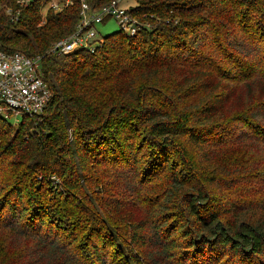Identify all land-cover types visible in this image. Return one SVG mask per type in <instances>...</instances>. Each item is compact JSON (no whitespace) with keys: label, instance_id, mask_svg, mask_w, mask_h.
I'll use <instances>...</instances> for the list:
<instances>
[{"label":"trees","instance_id":"16d2710c","mask_svg":"<svg viewBox=\"0 0 264 264\" xmlns=\"http://www.w3.org/2000/svg\"><path fill=\"white\" fill-rule=\"evenodd\" d=\"M135 1L136 35L59 56L80 1L0 0L19 12L0 9V47L42 57L53 93L18 129L0 116V264H264V203L245 193L264 151V0Z\"/></svg>","mask_w":264,"mask_h":264},{"label":"built area","instance_id":"2783aa9c","mask_svg":"<svg viewBox=\"0 0 264 264\" xmlns=\"http://www.w3.org/2000/svg\"><path fill=\"white\" fill-rule=\"evenodd\" d=\"M34 0H17L21 8L28 7ZM82 5V18L71 35L58 41L53 53L71 55L84 50L94 52L102 46L97 27L114 21L120 30L136 35L147 27L128 9L121 7L124 0H113L99 11H93L87 0H78ZM74 0H39L41 7L61 12ZM2 7L0 6V9ZM6 15L19 22V12L7 7ZM43 58L16 52L8 53L0 47V116L12 126H19L25 117L41 116L50 105L53 93L43 71ZM14 119V121H12Z\"/></svg>","mask_w":264,"mask_h":264},{"label":"rangeland","instance_id":"374dc122","mask_svg":"<svg viewBox=\"0 0 264 264\" xmlns=\"http://www.w3.org/2000/svg\"><path fill=\"white\" fill-rule=\"evenodd\" d=\"M69 6H71V5H69ZM121 7L126 8V9L134 8V7H136V1L135 0H124L121 4ZM97 30L99 31V34L101 37H105L111 33L118 31L119 27L114 21H110L105 25L98 26ZM199 98L200 97H198V98L195 97L193 100L197 103ZM12 121H14V119ZM19 126H15V127L13 126V127L18 129ZM236 153L240 154V151L227 154V155L223 156L222 158H217V159H218L219 163H221L223 161V159L228 157V156L230 157L229 159H232V157L235 156ZM255 164H256L255 165L256 166L255 167L256 168V178L255 179H256V181L259 180L260 183L249 186L245 190L246 191L245 193L248 194L250 200H255V201L264 203V182H262L264 180V151L263 150L260 151L258 156H256V163ZM201 167H199V168L200 169H203V168L207 169L206 172L211 173L210 168L205 163H202ZM221 178H223V180L226 179L224 177H221ZM40 179H41V177H39V180ZM47 183H49V185H50V186H48V188H50V187L60 188L62 182L60 179H58V177H52L50 180H48ZM85 192H86V190H85ZM250 192H251V194H255V195H251ZM139 215H140V212L136 213L135 217H139Z\"/></svg>","mask_w":264,"mask_h":264}]
</instances>
